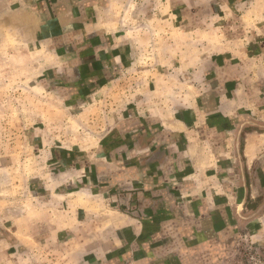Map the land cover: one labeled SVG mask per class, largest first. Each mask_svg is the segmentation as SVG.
Listing matches in <instances>:
<instances>
[{
  "label": "crops",
  "instance_id": "0c3cea01",
  "mask_svg": "<svg viewBox=\"0 0 264 264\" xmlns=\"http://www.w3.org/2000/svg\"><path fill=\"white\" fill-rule=\"evenodd\" d=\"M0 112V264H264V0H0Z\"/></svg>",
  "mask_w": 264,
  "mask_h": 264
},
{
  "label": "rangeland",
  "instance_id": "374dc122",
  "mask_svg": "<svg viewBox=\"0 0 264 264\" xmlns=\"http://www.w3.org/2000/svg\"><path fill=\"white\" fill-rule=\"evenodd\" d=\"M20 99V97L18 98V96H15V100L18 102V100ZM39 100H41V97H39ZM15 101V102H16ZM16 102V103H17ZM38 114H40V112H38ZM27 117H24V120H26ZM5 115L3 112H0V132L4 129L3 124H5ZM75 132V130H74ZM40 138V136H39ZM75 163L79 164L77 162V160H75ZM81 164V161H80ZM254 242H251L250 240H242L239 244V246L237 247V251L235 254V258L233 260L232 264H260L259 262H261V260L259 261L257 255L253 254V248L251 246V244H253ZM264 243V242H262ZM264 247V245H263ZM264 249V248H263ZM263 262V261H262Z\"/></svg>",
  "mask_w": 264,
  "mask_h": 264
}]
</instances>
